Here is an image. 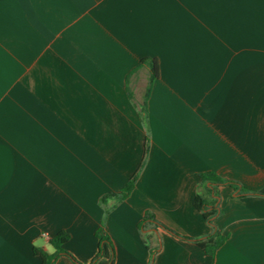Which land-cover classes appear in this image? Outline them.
<instances>
[{"label": "crops", "instance_id": "0c3cea01", "mask_svg": "<svg viewBox=\"0 0 264 264\" xmlns=\"http://www.w3.org/2000/svg\"><path fill=\"white\" fill-rule=\"evenodd\" d=\"M205 171L264 187V0H0V264H41L60 230L90 264L101 224L114 264H264V195L219 186L212 225Z\"/></svg>", "mask_w": 264, "mask_h": 264}, {"label": "trees", "instance_id": "16d2710c", "mask_svg": "<svg viewBox=\"0 0 264 264\" xmlns=\"http://www.w3.org/2000/svg\"><path fill=\"white\" fill-rule=\"evenodd\" d=\"M146 65L148 67V77L147 84L145 87L144 94L142 96L141 102L138 104L139 116L141 120L145 123L146 121V100L149 94L150 85L154 79L158 77L159 68L156 58L145 57L139 61V65L132 70L136 71L140 66ZM131 72V73H132ZM130 96V92H129ZM146 141V140H145ZM146 142H145V153H146ZM141 166L137 171L126 181L124 186L120 189L119 192L106 193L99 198V203L104 204L107 199H112L114 202H120L124 200L129 193L134 188ZM199 185L195 193L193 200L194 207L199 210L203 218L210 224L213 225L214 218L219 212L218 208V192L217 189L221 185H229L236 195H264V187L258 190H252L246 187H243L240 183L221 178L215 171H205L198 174ZM147 220H154L153 216L149 212H145L143 219L138 223V228H142L143 224ZM164 227V226H163ZM171 233H174L172 230L164 227ZM177 235L176 233H174ZM97 237V252L92 258L90 264H94L99 257H106L109 261V264H114V249L111 243V240L107 233L105 232L103 225L99 227L96 232ZM182 238H188L185 236H180ZM69 239V234L60 230L53 236L48 238V243L52 246L53 251L47 252L40 247H33V254L37 255L41 259V264H53L54 260L60 255H65L69 257L75 264H80L65 248L64 245ZM225 236H223L218 230L214 229L213 232L205 238L196 239V243L209 255H213L215 250L223 243ZM154 250H151L153 254Z\"/></svg>", "mask_w": 264, "mask_h": 264}]
</instances>
